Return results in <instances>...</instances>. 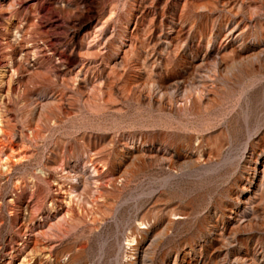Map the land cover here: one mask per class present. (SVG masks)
I'll return each instance as SVG.
<instances>
[{
    "label": "rangeland",
    "instance_id": "obj_1",
    "mask_svg": "<svg viewBox=\"0 0 264 264\" xmlns=\"http://www.w3.org/2000/svg\"><path fill=\"white\" fill-rule=\"evenodd\" d=\"M133 261L264 264V0H0V264Z\"/></svg>",
    "mask_w": 264,
    "mask_h": 264
},
{
    "label": "bare ground",
    "instance_id": "obj_2",
    "mask_svg": "<svg viewBox=\"0 0 264 264\" xmlns=\"http://www.w3.org/2000/svg\"><path fill=\"white\" fill-rule=\"evenodd\" d=\"M128 242L131 244L130 247L131 248H134V250H136V248L132 246V243H135L136 242V244H138L139 243V240L136 237L131 236V237H129ZM130 264H136V261H133Z\"/></svg>",
    "mask_w": 264,
    "mask_h": 264
}]
</instances>
